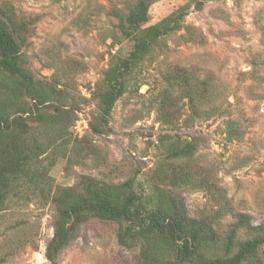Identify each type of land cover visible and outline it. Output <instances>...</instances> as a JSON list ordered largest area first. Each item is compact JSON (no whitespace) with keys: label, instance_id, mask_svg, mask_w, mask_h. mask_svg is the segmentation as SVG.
I'll return each mask as SVG.
<instances>
[{"label":"rangeland","instance_id":"374dc122","mask_svg":"<svg viewBox=\"0 0 264 264\" xmlns=\"http://www.w3.org/2000/svg\"><path fill=\"white\" fill-rule=\"evenodd\" d=\"M130 7L131 0H0V15L20 24L14 37L23 41L22 68L56 89L46 116H66L59 117H65L61 126L29 124L30 134L44 146L39 159L45 191L34 192L30 184L6 199L0 210V264H50L44 251L55 212L46 196L56 187L75 186L81 176L98 185L133 180L145 198L158 188L171 190L183 197L190 217L213 220L219 234L234 221L231 213L249 216L253 225L264 222V0L152 3L143 27L182 8L183 28L165 36L166 47L134 69L126 92L100 125L97 95L103 73L114 57L126 58L131 49L118 28ZM183 74L209 81L221 115H193L175 83L167 91L173 117L162 120L157 104L165 77ZM20 101L32 105L27 96ZM228 120L238 123L236 141L226 140ZM92 125L103 133H95ZM175 141L193 142V155L158 171ZM173 170L188 176L190 184L164 186L158 176ZM117 229L114 222H86L58 264H135L138 249L121 247ZM238 234L241 240L250 238ZM258 263L264 264V247L246 264Z\"/></svg>","mask_w":264,"mask_h":264},{"label":"trees","instance_id":"16d2710c","mask_svg":"<svg viewBox=\"0 0 264 264\" xmlns=\"http://www.w3.org/2000/svg\"><path fill=\"white\" fill-rule=\"evenodd\" d=\"M155 1L131 0L130 9L119 18V31L125 40L131 42V49L126 58L114 57L103 73V87L97 95L100 125L106 124L115 103L126 92V81L134 69L145 59H151L153 52L166 47L162 44L165 36L183 28L181 20L185 12L182 8L156 24L143 27L148 20V9ZM1 15L0 210L9 195L30 184L34 185L30 188L34 192L37 189L41 193L45 191L41 186L45 173L39 159L44 146L30 134L29 124L36 122L45 127L57 123L55 125L61 126L66 117L64 112L62 115L58 112L54 118L46 116L49 105H54L56 89L33 78L22 68L20 48L23 41L14 37L20 32V24L18 27L14 19L6 21ZM177 76L165 77L167 86L157 104L162 120L173 117V110L167 106L171 101L167 91L175 87V83L187 98L193 115L206 119L221 115V106L216 103L217 98H213L208 80H198L193 74ZM176 80L181 84L178 85ZM23 96L30 98L31 106L27 107L20 101ZM60 116L65 117L60 120ZM226 124V140H238L241 136L238 123L228 120ZM92 130L103 133L95 125H92ZM178 142L168 145L167 155L158 171L172 160L193 155L196 149L193 142L183 145ZM158 178L164 186L166 183L173 187L190 184L188 176L174 170ZM84 186L89 189L85 191ZM46 197L55 212L52 237L44 251V257L50 264H58L60 254L76 239L80 227L90 220L118 224L117 243L124 248L138 249L135 264H246L264 247V222L253 225L249 216L231 213L234 221L226 233L219 234L213 220L190 217L179 194L158 188L154 197L145 198L136 192L133 180L117 185H98L94 179L81 176L75 186L56 187ZM224 204L227 207L226 201ZM221 210L216 211L217 218L221 216ZM239 232L248 233L250 238L239 239Z\"/></svg>","mask_w":264,"mask_h":264}]
</instances>
